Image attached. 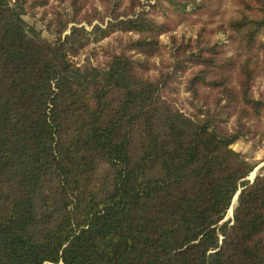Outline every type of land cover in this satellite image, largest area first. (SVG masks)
<instances>
[{
	"label": "trees",
	"instance_id": "1",
	"mask_svg": "<svg viewBox=\"0 0 264 264\" xmlns=\"http://www.w3.org/2000/svg\"><path fill=\"white\" fill-rule=\"evenodd\" d=\"M69 1L51 41L25 19L49 0H0V264H264V175L233 148L264 145V0L218 25L234 55L174 41L157 79L141 69L165 23L134 2L81 19L86 0ZM118 27L130 52L74 61ZM187 66L190 113L165 93Z\"/></svg>",
	"mask_w": 264,
	"mask_h": 264
},
{
	"label": "rangeland",
	"instance_id": "2",
	"mask_svg": "<svg viewBox=\"0 0 264 264\" xmlns=\"http://www.w3.org/2000/svg\"><path fill=\"white\" fill-rule=\"evenodd\" d=\"M131 2H134L135 6L139 5L138 7L149 11L151 18H154L158 23L166 24V29L158 34L161 40L159 52L148 59L146 68L141 69L144 75L157 79L162 71L166 72L170 69L167 64L172 61L173 42L178 43L182 39L194 41L200 38L202 42L221 41L222 46L219 49L224 51L223 57L235 54V46L231 45L227 34L218 31V25L237 15L241 0H212L210 5L204 9H197L190 5H177L167 0H160L159 3H156L155 0H86L85 7L79 12L78 17L84 19L101 15L105 18L104 23H106L110 19L108 9L111 4L120 7L117 13H123L128 10ZM58 12L61 14V18L58 17L59 20L63 21L67 19L66 16L72 15L70 1L60 3L57 0H49L47 6H37L25 16V19L41 31L45 38L55 41L56 37L48 31L47 26L49 21H52L53 25L57 24ZM96 23H99V19L94 20L93 24ZM81 25H85L89 31L92 30L93 25L85 22H82ZM98 35H91V41L74 58L75 62L83 63L89 60L93 64L105 65L112 54L120 53L123 50L130 52L127 47L129 40L134 35L132 32L118 27L107 36L98 37ZM258 39L261 42L264 41V31L259 34ZM191 67L187 66L181 70L182 73H179L172 89L165 90L166 95L174 99L177 107L189 113L194 110V106L191 103L190 93L185 89V81ZM253 91L257 96L259 94L264 96V72L254 81ZM233 122L234 118L230 117L227 124L231 127ZM233 148L255 165L254 171L249 176L250 179L255 178L257 174L264 175V145L241 138L233 144ZM231 209L229 216L233 214Z\"/></svg>",
	"mask_w": 264,
	"mask_h": 264
},
{
	"label": "water",
	"instance_id": "3",
	"mask_svg": "<svg viewBox=\"0 0 264 264\" xmlns=\"http://www.w3.org/2000/svg\"><path fill=\"white\" fill-rule=\"evenodd\" d=\"M253 179H254V177H253L251 180H253ZM237 197H238V195L235 196L234 200H236ZM231 210H232V212H233V209H231Z\"/></svg>",
	"mask_w": 264,
	"mask_h": 264
}]
</instances>
